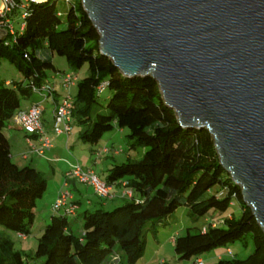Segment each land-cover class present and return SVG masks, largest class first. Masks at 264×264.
Returning a JSON list of instances; mask_svg holds the SVG:
<instances>
[{"label": "trees", "instance_id": "trees-1", "mask_svg": "<svg viewBox=\"0 0 264 264\" xmlns=\"http://www.w3.org/2000/svg\"><path fill=\"white\" fill-rule=\"evenodd\" d=\"M66 4L61 18L54 0H15L7 15L12 33L4 28L0 35V61L13 64L22 76L19 81L0 78V225L26 235L35 200L46 187L34 166L11 161L3 131L19 129L9 121L13 111L32 94L31 84L46 83V71L55 70L50 58L41 54L45 48L73 68L86 65L87 73L76 80L71 96V119L82 126L78 139L93 144L113 127L126 128L131 140L127 149L143 151L136 160L114 164L105 175L110 184L124 179L131 190L122 204L110 210H82L76 232L68 216L53 214L28 256L12 249L0 234V264H26L27 257L40 258V264H101L112 251H119L123 264H134L144 251L145 232L154 235L178 206L185 205L191 216L198 217L210 209L222 211L232 200L240 209L237 216L219 225L186 227L173 238V252L178 259H188L249 236L253 249L246 257L217 258L210 264H264V233L242 200L240 187L220 165L210 133L181 127L152 77L123 76L99 53V34L80 0ZM22 11L25 15L20 17ZM101 82L103 88L97 90ZM106 87L111 93L102 106L96 94ZM213 186L217 191L210 190Z\"/></svg>", "mask_w": 264, "mask_h": 264}, {"label": "water", "instance_id": "water-1", "mask_svg": "<svg viewBox=\"0 0 264 264\" xmlns=\"http://www.w3.org/2000/svg\"><path fill=\"white\" fill-rule=\"evenodd\" d=\"M80 2L99 53L152 77L181 127L210 133L264 233V0Z\"/></svg>", "mask_w": 264, "mask_h": 264}, {"label": "rangeland", "instance_id": "rangeland-1", "mask_svg": "<svg viewBox=\"0 0 264 264\" xmlns=\"http://www.w3.org/2000/svg\"><path fill=\"white\" fill-rule=\"evenodd\" d=\"M55 1V8L58 10V12L61 13V18H63V14L67 9V4L63 0H54ZM44 49V48H43ZM42 49V50H43ZM47 57L50 58L55 70H47V78L46 81L49 83L50 86L53 87L54 90H59V86H62L60 82V76L62 74H72L75 75L77 79L83 77L87 73L86 65L81 64L80 66L73 68L71 67L68 62L65 60V58L61 55H58L55 52H50L47 50ZM21 74L16 70L15 66L11 63H9L7 60H1L0 61V78L6 79V80H12V81H19L21 80ZM59 85V86H58ZM55 86V88H54ZM61 96L67 95V91L63 88L61 90ZM75 92V83L68 88V93L70 96H72ZM110 90L106 87L101 92L96 94L98 102L103 106L110 95ZM24 99L20 100V103H24ZM44 107L46 111L50 109L51 104L45 103ZM52 109V107H51ZM43 123V120H42ZM44 126V125H43ZM82 126L79 125L75 119L73 118L71 120V131L68 139L67 149L66 148H60L55 153L50 152L48 149L44 150L43 155H41L44 160L40 159L39 156L37 159L40 161L39 165L36 166V168L41 172V174L46 179V191L47 188L50 187L55 181L57 180V177L59 176L60 172H62V168H59L63 165H66L67 162H77L79 165L84 164V162L91 161L89 150L86 149L84 151L83 147H94L93 145H89L86 142H82L81 140H78V132L81 130ZM6 134L12 135L13 133H16L17 130L15 129H4L3 130ZM18 131H21L18 129ZM127 129L123 128V133L121 134V144L123 151L127 149L128 142H131L130 139L127 138ZM107 133L106 131L103 133V135ZM18 135V134H17ZM53 137L54 135L51 133L50 135ZM11 136L10 138V154H11V161L17 163L19 166L23 164H31L28 160H22L18 161L19 158L16 155H20V153L26 152L27 148L25 145H23L24 137L21 139L20 143L16 144L13 143ZM16 140V138H15ZM33 142V141H32ZM54 143V142H53ZM128 154L130 156V160H136L138 159L142 154V148L141 147H135L134 149H127ZM33 153H28L27 157L31 156ZM122 156H125L124 154H120L119 156H115L116 158H122ZM20 157V156H19ZM34 162V161H33ZM99 166L97 167V176L100 179L105 174V171L100 172ZM67 169V168H66ZM101 176V177H100ZM63 180H64V174H63ZM217 186H213L210 190L211 191H217ZM45 191V193H46ZM94 200L96 198L94 197ZM123 200H105V205L102 206L105 210H110L114 206H117L119 204H122ZM52 204V203H51ZM83 209L81 206L79 209H77L78 213ZM239 214V211L237 210V203L235 200H232V202L226 207V209L222 211L213 210L210 209L207 211L206 214L203 216L194 217L191 216L189 213L188 208L185 205L178 206L169 217L165 219L164 225H158L157 229L152 235L150 231H146L144 234V240H145V247L142 255L134 264H195L197 260L200 261V264H210L217 260L218 257L220 258H244L249 253H251L253 246H252V240L249 236H245L242 240H236L232 243H228L227 245L217 246L212 249H210L207 252H203L199 254L198 256H191L188 259H178L176 255L173 252V246L172 242L170 240L171 237H175L176 234H182L184 229L188 226H204L207 225L210 222H214L216 224H222V221L225 218H229L231 215L237 216ZM38 216L33 220V224L28 228L29 232L24 235L23 238L18 237L16 235V232L5 229L3 226L0 225V234L7 237L11 243V248L16 250H21L26 256L31 255L32 251L34 250L35 244H36V238L39 235L37 229L41 226V219ZM70 219L71 216H68ZM80 229V225L78 224V220L76 225L73 227V230L78 231ZM75 231V232H76ZM174 232H176L174 234ZM117 250V249H116ZM119 252V251H117ZM113 251L110 253V255L101 263V264H123V257L120 253H117ZM41 259L40 258H33V257H27L26 258V264H40Z\"/></svg>", "mask_w": 264, "mask_h": 264}, {"label": "built area", "instance_id": "built-area-1", "mask_svg": "<svg viewBox=\"0 0 264 264\" xmlns=\"http://www.w3.org/2000/svg\"><path fill=\"white\" fill-rule=\"evenodd\" d=\"M24 1V0H23ZM65 3L68 0H63ZM15 5V0H0V29L7 28L9 33H12V27L8 20V13ZM23 8V2L20 4ZM59 14V13H58ZM25 15L22 11L20 17ZM23 25L20 24L19 29ZM77 78L72 74H62L60 82L65 90L76 82ZM7 83V82H5ZM104 83L101 82L96 86L97 90L103 88ZM30 91L38 96L35 101H32L26 108H16L9 121L19 127L24 132V142L27 147V153H20L22 159H27L28 153H34L38 156L43 155L44 150L52 145V137L48 135L42 123V115L44 112V104L50 101L53 106L51 109L52 123L51 133L54 136L63 135L67 136L71 130V106L72 97L70 94L61 96L58 101H54L53 97L55 90L49 83H42L40 85H30ZM32 137L38 142L37 145L33 144ZM106 148L101 149L100 152H105ZM69 182H77L91 187L93 193L99 198H107L109 195L110 183L104 179H100L95 172L90 168H82L76 161L67 162V169L64 172L63 188H61L55 199L53 200L50 209L54 214H61L65 216H73L76 212V204L71 199L70 191L65 187ZM121 195L123 197H130L131 190L124 184ZM221 192L218 193L220 195ZM216 223L211 222V225ZM18 237L23 238L24 234L17 232ZM196 264H200L197 260Z\"/></svg>", "mask_w": 264, "mask_h": 264}, {"label": "crops", "instance_id": "crops-1", "mask_svg": "<svg viewBox=\"0 0 264 264\" xmlns=\"http://www.w3.org/2000/svg\"><path fill=\"white\" fill-rule=\"evenodd\" d=\"M3 34H4V31L2 29H0V35H3ZM41 54L43 55V57L47 56V51L44 49ZM46 83H48V82L46 81ZM54 88H55V86H54ZM61 90H63L62 86H59V90H55V94L53 97L54 101H58L60 99L61 93H62ZM66 91L68 92V90H66ZM37 98H38V96L36 94L32 93L28 98L24 99L25 100L24 103H19V107L20 108H26L32 101H35ZM46 103H50L51 107L53 106V104L50 101H47ZM51 107H50V109H48V111H46V109H44V112L42 115L43 125H44L45 131L48 135H51V123H52ZM11 129H15V128H11ZM15 130H17V132L13 133L12 135L6 134L4 132L6 138L8 139L9 145H10L9 140L11 139L10 138L11 136H14V137H12V140L14 141L13 143L18 144L21 141H23L21 138L24 137V132L22 130L18 131V129H15ZM106 132L107 133H105L104 135H103V133H104L103 132L102 135L100 136V138L95 143H93V144L88 143L89 145H93L94 147H83L84 151L86 149L89 150V154L91 155L90 156L91 161H90V163L84 162V164L80 165L82 168L92 169L97 174H98L97 167L99 166L100 172L105 171V174L103 175L102 178H105V175L111 166H113L114 164H117V163H121V162L125 161L126 159L130 158L128 151L126 149L123 151V149H122L121 134L123 133V128L113 127ZM69 135H70V133L66 137L63 135L53 136L52 137V145L48 150L52 153H55L58 150H60V148L64 147L67 149ZM15 138H16V140H15ZM32 141H33V144H35V145L38 144L37 140L33 137H32ZM23 145L26 146L24 141H23ZM103 148H106V151L102 153L100 151ZM142 151H143V148H142ZM120 154L125 155V156H122V158H120L121 160H119V158L115 157V156H119ZM16 156L19 158L18 161H22V160L30 161L31 165L34 166L35 168L37 165H39L37 163L40 162L37 159L39 156L34 154V153L31 156L27 157V159H22L21 157H19V155H16ZM10 157H11V154H10ZM39 158L42 159L43 157L41 156ZM42 160H44V158ZM59 168H62V172H60L55 183H53L50 187H48L47 191L45 189L44 192L42 193V195L35 200V206H34L35 214H34L33 220L39 216L40 217L39 219H41V221H42L41 226L37 229L38 233L41 232L43 226L49 222L51 216L54 214L50 209L51 203L55 199L58 191L64 187L63 186V174L67 168V163H66V165H63ZM98 175H100V174H98ZM123 181H124V179H121L119 181H116V182H113L110 184L109 195L107 198H99L98 196H96L93 193L91 187L88 185L77 183V182H69L65 187L70 191L71 199L76 204L75 215H73L69 219L71 222L72 228L76 225L77 220H78V224L80 225L79 218L77 217L79 214L77 209H79L81 206L83 207L82 210H84V209L91 210V209H95V208H102V206L105 205V200H109V201H111V200H123L124 201L125 198L121 195V192L124 188L122 185ZM45 191H46V193H45ZM94 197L96 198L97 201L94 200ZM237 210L240 211L238 205H237ZM33 220H32L31 225L33 224ZM175 233L176 232H174V234ZM173 238L174 237L170 238L172 243H173ZM218 258H220V257H218Z\"/></svg>", "mask_w": 264, "mask_h": 264}, {"label": "bare ground", "instance_id": "bare-ground-1", "mask_svg": "<svg viewBox=\"0 0 264 264\" xmlns=\"http://www.w3.org/2000/svg\"><path fill=\"white\" fill-rule=\"evenodd\" d=\"M34 1H43V0H34Z\"/></svg>", "mask_w": 264, "mask_h": 264}]
</instances>
